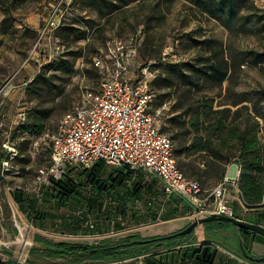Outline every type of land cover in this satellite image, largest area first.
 <instances>
[{"label": "rangeland", "instance_id": "374dc122", "mask_svg": "<svg viewBox=\"0 0 264 264\" xmlns=\"http://www.w3.org/2000/svg\"><path fill=\"white\" fill-rule=\"evenodd\" d=\"M54 1L0 0V143L6 137L16 141L17 155L12 160L15 174L14 177L8 178L9 183L11 187L19 185L22 188L23 200H30L33 204V207H22L21 210L12 200V206L17 207L25 219H28L27 213L37 206L38 218L33 222L35 229L46 230L48 234L58 237L62 234L64 239L74 242L86 239L95 242L103 238L114 241L133 233L148 236L154 230L164 231L159 235L164 236L183 229L190 223V219L183 213L168 220L149 224L135 222L126 216L120 223L122 227L118 229L116 225L110 226V223L106 222L101 212L104 210L83 208L71 196L65 203L54 202L49 194H55L57 190L49 187L47 191L42 192L46 186L41 185L38 188L34 181L36 169L47 158L49 147L42 144L40 155L34 159L30 147L32 135L22 130L19 114L25 112L24 122L32 117H39L44 127L53 130L61 115L74 102L81 99L87 91L97 88L98 73L91 62L93 56L101 50L98 48L105 47L107 40L114 34L123 35L142 25L145 37L133 69L138 75L142 67L149 66V71L155 73L150 85L154 94L153 108L160 109V128L164 127L163 131L169 137L179 131L178 126L173 125L174 121L188 117L183 116L188 100L191 98L190 102L194 101L193 107H196L198 97L201 96L213 97V105L216 108L223 103H227L226 106L232 110L247 105L249 111L252 113L255 111L259 115V136L262 137L264 0H236L232 14L219 6L205 5L203 1L206 0H71L57 29V35L65 42L67 49L57 60L44 62L38 67L37 58L31 49L37 34L30 27L39 28L42 25ZM4 28L7 33L3 32ZM22 28H24L22 34L18 35L17 32ZM207 49L218 50L215 56L217 63L223 67L226 62V67L233 69L236 83L226 88V80L219 82L218 78H208L193 70L194 65L195 67L198 65V51L204 53ZM178 66L183 71V80L177 83L173 81L170 86L159 83L160 77L168 76V71L177 69ZM40 72L41 76L36 83H29ZM28 78H31L28 82L20 83ZM239 99L243 101L238 105L232 104L234 100ZM171 141L175 156L180 157L184 163L193 162L194 158L196 161H205L206 156H202V159L197 154L188 157L184 150L179 154L176 151L180 143L178 138L176 140L171 138ZM98 163H102L108 171L119 168L106 165L102 161ZM83 170L84 168L79 165H67L65 178L76 177ZM147 176L148 180L153 177ZM85 180H75L78 189L82 187L83 192H86ZM216 181L214 178L201 177V183L206 187ZM10 189L11 196L13 190ZM231 195L235 215L238 218H247L252 210H246L239 204L233 189ZM108 201L106 200L101 209L105 208ZM166 201L164 202L163 196L159 198L161 213L165 212L169 205V201ZM139 204L145 207L144 201H140ZM63 218L74 221L67 220L64 223ZM86 221L92 222L94 227L88 228L85 225ZM214 222H204L202 226H214ZM71 223L79 224L80 230L72 231ZM200 226L198 225L196 229ZM222 226L224 229L212 234L218 239L229 234L234 225L223 222ZM170 228L173 229L172 232H167ZM87 231L92 237H85ZM185 235L189 237L192 233ZM200 237L205 235L202 233ZM233 239L231 237L224 240L227 245L235 247L236 241ZM244 241L250 251L259 256L260 250L256 248L257 246L253 248L247 242L246 236ZM178 251L182 254L178 257L184 258L183 249L177 247L168 251L156 250L155 253H158L156 259H160L161 264H170ZM228 252L235 254L223 247L217 248L216 255L220 256V263L225 262ZM39 259L38 255L37 260ZM116 263L146 264L144 256L119 262L84 261L80 264Z\"/></svg>", "mask_w": 264, "mask_h": 264}, {"label": "trees", "instance_id": "16d2710c", "mask_svg": "<svg viewBox=\"0 0 264 264\" xmlns=\"http://www.w3.org/2000/svg\"><path fill=\"white\" fill-rule=\"evenodd\" d=\"M203 3L208 6H219L231 14L236 7V0H206ZM57 29L56 36L59 38ZM59 39L65 43L61 38ZM198 52V65L196 67L195 65L194 67L192 66L197 74L207 76L208 78H218L219 82L226 80V88L236 83V79L233 78V69L231 67L227 68L226 62L223 67L217 63V59L215 58L218 53L217 49H207L206 51L204 50V53L201 50ZM180 68L178 66L177 69L169 70L168 76L160 77L159 83L163 86H170L173 81L177 83L179 80H183V71ZM41 73L37 74L29 83H36ZM190 101L191 98L188 100L187 109L183 114L184 117L187 115L188 117L174 121L173 125L178 126L179 131H176L170 139L176 140L178 138L180 143L176 151L179 154L184 150L185 155L188 157L197 154L200 156V159H202V156H206V159L205 161H196L194 158L192 159L193 162L184 163L180 157L176 156L177 164L181 171L187 177L194 178L200 181V183L202 176L214 178L218 182L223 177L226 166L234 162L240 166L238 187L241 191V197L245 202L246 210H256L262 207L260 202L264 195V144L259 136L260 122L257 112L254 111L252 113L249 111L247 105H241L232 110L229 106H226L227 103L219 104L216 108L213 105V97L209 96L198 97L196 107H193L194 101ZM242 101L240 99L234 100L232 104L238 105ZM250 121L252 124H250ZM45 129L46 127H44L42 119L39 117H32L22 122V130L32 136L41 135ZM161 129L163 131L165 128ZM3 157L4 154L2 153L0 143V163ZM147 175H152V179L148 180ZM76 179H86L84 182L86 192H83L82 187L78 189V185L75 184ZM3 183L4 180L0 178V193L3 199L4 214L5 217H9L10 208L7 204L6 196L1 189ZM44 186L46 187L42 189V192L47 191L49 187L57 190L55 194H49L54 202L65 203L66 199L71 196L83 208L88 210H104L101 212L104 214L106 222L110 223V226L116 225L118 229L122 227L120 223H122V220L126 216H129L135 222L149 224L180 215L183 213L181 209L183 206H185V209L192 208L180 195H164L161 190L162 181L158 176L135 172L125 165L108 171L103 167L102 163H96L92 168H84L76 177L66 176L65 178L64 174L58 180H50ZM161 196H163L164 202L165 200L169 201V205L163 213L160 212L159 204ZM11 198L21 210H23L22 207H33L32 201L23 200L21 190L14 189L11 193ZM106 200H109V203L104 209H101ZM140 201H144V208L140 206ZM36 210L37 206L27 213L28 219H32L33 222L38 218ZM67 220L69 222L74 221L73 219H62L64 223ZM214 223V230L217 233L218 230L224 229L222 228V223L216 221ZM11 224L9 220L6 221V225L10 229L12 228ZM79 228V224H73L71 230L77 232L80 230ZM194 232L195 229L190 233L193 234ZM248 235H254L251 241H256V237L257 239H264V236L257 235L253 231L233 226V230H229V234L225 237L221 236L220 240L217 238V240L209 241L247 259L241 253L239 242L243 244L244 249L248 253H251L247 243L243 241L244 238L242 240V236L247 237ZM186 236L178 235L171 238L156 239L147 243H138L134 242V240L156 236L143 237L138 233H133L122 236L114 241L110 238H103L99 242L86 243L79 241L55 242L36 235L35 241L38 244V248L42 250V253H45L48 257L65 259L61 264H80L84 261L96 263L119 262L139 256H144L146 264H161V260L156 259V254L158 253H155V251L159 249L162 251L175 249V246L180 244L182 239L190 237ZM231 237L236 241L235 247L227 245L224 240ZM33 248H30L25 264L45 263L46 261L43 260V257L37 260V249L32 250ZM182 249L184 258L178 257V255L182 256L179 250L177 256L172 259L170 264H216L217 248L212 247L211 242L189 245ZM38 255L40 256V254ZM10 261L11 258L5 264L15 263Z\"/></svg>", "mask_w": 264, "mask_h": 264}, {"label": "built area", "instance_id": "2783aa9c", "mask_svg": "<svg viewBox=\"0 0 264 264\" xmlns=\"http://www.w3.org/2000/svg\"><path fill=\"white\" fill-rule=\"evenodd\" d=\"M70 2L55 0L37 30L31 49L38 67L44 62L57 60L67 49L56 36V29ZM144 37L142 25L123 35L110 37L105 47L99 48L101 50L92 58L91 64L98 73L97 88L87 91L74 102L61 115L53 130L46 128L41 135L32 136L30 147L34 159L40 155L42 144L49 147L47 158L36 169L35 183L39 188L50 180H58L70 164L88 169L102 161L106 165H125L132 171L158 176L164 195L183 197L193 205L191 215L194 218L210 213L236 217L231 189L239 204L246 209L238 187V164L229 163L223 177L208 187L187 177L179 168L173 143L160 128V109L153 108L154 94L150 85L155 73L149 71V66L142 67L138 75L133 69ZM19 118L23 122L25 112H21ZM261 140L264 144V135ZM1 150L4 154L0 163V178L4 180L1 189L10 215L5 217L0 193V262L11 258L14 264H25L34 244L36 229L32 219L23 218L20 210L12 206L9 193L10 188L22 190L19 185L11 187L8 179L15 174L12 160L17 155L16 141L6 137L1 141ZM260 205L264 207V195ZM7 220L12 223L11 229L6 225ZM85 225L94 227L89 221ZM5 250L11 252L5 253Z\"/></svg>", "mask_w": 264, "mask_h": 264}, {"label": "crops", "instance_id": "0c3cea01", "mask_svg": "<svg viewBox=\"0 0 264 264\" xmlns=\"http://www.w3.org/2000/svg\"><path fill=\"white\" fill-rule=\"evenodd\" d=\"M6 28V27H5ZM3 29V32L4 33H7V30L6 29ZM32 30L36 31L35 34H37V30L38 28L36 27H30ZM24 28H22L21 30H19L17 32L18 35L22 34ZM99 49V48H98ZM31 78H28L26 81H23V82H20L22 84L28 82ZM19 81V80H18ZM188 203V202H187ZM189 205H191L192 208L190 209H185V206H183L181 209L183 210V214H186L187 215V218L190 219V222L192 221L191 219H193L194 217L191 215V211L193 210V205L188 203ZM238 218V217H237ZM238 219H243V220H246V221H249V222H254V223H258V224H261L264 226V207H260V208H257L256 210H252V213L249 214L247 216V218H238ZM189 224V223H188ZM172 228H170V230H168L167 232H172ZM152 233L148 234V236H159V235H162L163 232L162 231H159V230H154V231H151ZM165 232V233H167ZM217 233L215 230H214V226L211 225V226H200L198 227L197 229L195 228V232L187 239H182L180 242V244L176 245L175 248H184L186 246H189V245H199L203 242H211L212 243V247L214 248H222L220 245L212 242V241H209V240H217V238L215 236H213L212 234L213 233ZM56 233V232H55ZM89 231L86 232V236L87 238L89 237H92L90 236L89 234ZM202 233L205 235V237H200V235H202ZM95 234H98V233H95ZM93 234V235H95ZM140 236H143L141 233H138ZM9 235L11 236V231L9 233ZM36 235H39L41 237H43L44 239H47V240H50V241H69L68 239H64L65 237L62 236V234H57V235H60L59 237H62L59 239L58 236H53V235H50L48 234V232L46 230H41V229H36L34 234H33V240L35 242V244L33 246H31L30 248H33L32 250L34 249H37V256L38 254H40V257H43V260L46 261L48 260V264H61L65 259L63 258H54V257H48L45 253H42V250L40 248H38V244L36 243L35 239H36ZM143 237H147V236H143ZM254 237V235H248L246 238H247V242L249 244H251V246L253 248H258V250H260V253H258L259 255H263L264 254V239H257L256 237V241H251V239ZM9 238V237H8ZM53 238V239H52ZM243 236H242V240H243ZM101 241V240H100ZM244 241V240H243ZM70 242H74V241H70ZM77 242V241H76ZM79 242H86V243H94V241H88V239H86V241H79ZM95 242H99V241H95ZM248 246V245H247ZM30 251V249H29ZM5 253H10L11 250H5L4 251ZM251 254L254 255V253L251 252ZM257 255V254H256ZM28 256H29V252H28ZM225 262L224 263H220V256H217L216 255V259H215V262L216 264H264V261L263 262H255L254 261H249V259H245V258H242V257H239L238 255H235L233 253H230L228 252V257L225 258ZM10 262H14L13 259H11ZM41 262V261H40ZM38 262V263H40ZM47 262L45 263H41V264H46ZM6 262H0V264H5Z\"/></svg>", "mask_w": 264, "mask_h": 264}, {"label": "water", "instance_id": "95a60500", "mask_svg": "<svg viewBox=\"0 0 264 264\" xmlns=\"http://www.w3.org/2000/svg\"><path fill=\"white\" fill-rule=\"evenodd\" d=\"M209 221H216L218 223H223V222H228L234 225L236 228H242V229H248L250 231H253L255 233L261 234L264 236V226L258 223L254 222H249L243 219H238L236 217H230V216H225V215H218L216 213H210L208 215H203L200 217L194 218L187 226H185L183 229L170 233L164 236H156V237H151V238H142V239H137L134 240V242L138 243H147L156 239H161V238H171L175 237L178 235H185L190 233L192 230H194L198 225H201L204 222H209ZM239 247L241 250V253L244 257L247 259L254 261V262H263L264 261V254L255 256L251 253H248L241 242H239Z\"/></svg>", "mask_w": 264, "mask_h": 264}]
</instances>
